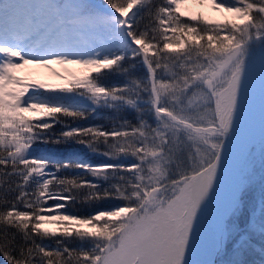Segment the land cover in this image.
<instances>
[{
  "label": "snow or ice",
  "instance_id": "1",
  "mask_svg": "<svg viewBox=\"0 0 264 264\" xmlns=\"http://www.w3.org/2000/svg\"><path fill=\"white\" fill-rule=\"evenodd\" d=\"M188 2L46 0L0 7L4 264H189L246 75L258 69L264 84V0H195L226 13L222 21L186 14L181 6ZM29 65L60 66L65 75L53 74L65 84L17 75ZM138 65L143 77L135 74ZM69 67L86 71L76 76ZM109 76L125 82L108 86L102 81ZM97 108L113 114L110 128L77 123ZM125 111L135 123L120 115ZM38 144L81 146L107 162H88L75 149L34 155ZM252 161L244 159L228 218L213 229L216 256L231 243L239 257L251 246V233L264 237V156L258 219L244 211ZM80 195L89 203H120L87 216L54 211ZM53 238L56 247L49 248L44 242Z\"/></svg>",
  "mask_w": 264,
  "mask_h": 264
},
{
  "label": "trees",
  "instance_id": "2",
  "mask_svg": "<svg viewBox=\"0 0 264 264\" xmlns=\"http://www.w3.org/2000/svg\"><path fill=\"white\" fill-rule=\"evenodd\" d=\"M92 3H103V0H92ZM154 3H159L160 0H153ZM224 2L232 3L233 0H224ZM139 77H143L144 72L141 66L138 65L137 72L135 73ZM104 84L108 86L114 85H122L125 82V78L121 76H109L108 78L102 81ZM85 103H87L85 101ZM112 113L110 110L97 108L95 113L91 110L87 114V118L84 120H80L77 123L82 126H93V125H103L106 128H110L114 123L112 120ZM122 117L127 118L132 123H135L134 114L130 111H125L120 114ZM70 120V118H68ZM62 125H58L55 127V132L59 133ZM70 149H75L78 151L82 158L91 162L93 164H100L107 162L104 157L93 155L88 152L87 149L77 146V145H43L38 144L34 146L33 154L39 155L41 153H66ZM127 162V161H126ZM58 175H65L64 172L59 173ZM70 176V173L68 174ZM261 185V183H260ZM261 197V187L257 190L249 189L246 191L244 200H245V215L249 220H256L259 216V200ZM50 204H54V201H49ZM120 201L111 200V201H102L96 203H89L84 201L83 195H80L78 199H76L75 203L68 202L63 212H71L77 214L79 216H87L89 214H93L96 211L108 210L114 208ZM255 207L256 211L253 213L252 209ZM243 223H241V227H243ZM251 246L245 247L242 250V254L239 257H236L232 254V244L228 245L227 252H222L217 259V264H221V261L227 262L232 259H241L244 261V264H264V237H262L258 231L251 233ZM49 248H55V238L45 240L44 242ZM70 247L78 248L80 247L79 242L69 241ZM84 247H88V245H84ZM0 264H4L3 260L0 259Z\"/></svg>",
  "mask_w": 264,
  "mask_h": 264
},
{
  "label": "rangeland",
  "instance_id": "3",
  "mask_svg": "<svg viewBox=\"0 0 264 264\" xmlns=\"http://www.w3.org/2000/svg\"><path fill=\"white\" fill-rule=\"evenodd\" d=\"M8 2L21 4L28 3L36 5L43 4L46 2V0H9ZM181 10L186 14H202L204 17L213 21H222L227 16L226 13L213 11L211 6L207 4H198L195 2V0H189L188 3L181 6ZM68 71L74 73L76 76H81L85 73L86 70L77 67H69ZM53 73H60L61 75H65V69L57 65H50L47 68L29 65L19 70L17 75L27 80L28 82L35 80L53 86L64 85L65 81L58 79ZM250 76V81H253L252 85H254L255 82L260 78V73L253 72ZM246 84L247 83L245 81V88L241 94L240 105L235 117L234 127L232 131L235 130L248 118L246 107L252 102V100L244 99V93L248 92L249 90L248 87H246ZM262 156H264V125L260 128L258 133L246 145H244L238 151L235 157L228 163L226 174L217 178V186L220 189L221 211L223 214L224 221L228 218L229 215L228 203L231 189L239 172L241 171L243 161L246 157H251V159L253 160L249 165V171L252 175L251 183L249 184L247 191L249 189L257 190L259 187H261L260 161ZM54 211L62 212L61 209H54ZM48 227L55 228V224H49ZM209 260L210 259L199 260V264H207Z\"/></svg>",
  "mask_w": 264,
  "mask_h": 264
},
{
  "label": "bare ground",
  "instance_id": "4",
  "mask_svg": "<svg viewBox=\"0 0 264 264\" xmlns=\"http://www.w3.org/2000/svg\"><path fill=\"white\" fill-rule=\"evenodd\" d=\"M255 72H259V70L257 69ZM251 74L246 75V87H248L249 90L244 93V99L252 100V102L246 107L247 115L251 116V123H256L264 112V84H262L260 76L255 84L252 85L253 81H250ZM250 132H252L251 128L237 133L234 139L228 141L223 151L220 167H222L228 157L233 154V150L238 149L244 143L247 134ZM221 221L224 220L220 204V189L216 186L214 193L210 195L209 200L202 207L201 213L196 221V228L199 226L200 231L196 233L195 241L189 247L193 252L196 240H199L198 256L195 264H199L198 260H211L215 257L216 253L212 247L213 229Z\"/></svg>",
  "mask_w": 264,
  "mask_h": 264
},
{
  "label": "water",
  "instance_id": "5",
  "mask_svg": "<svg viewBox=\"0 0 264 264\" xmlns=\"http://www.w3.org/2000/svg\"><path fill=\"white\" fill-rule=\"evenodd\" d=\"M264 123V113L262 115V117L259 119V121L254 124V125H251L250 123V118L247 120V122L243 125H241L236 131H234L233 133L230 134V136L226 139L225 141V144L229 141V140H232L237 133L241 132V131H244L246 130L247 128H250V127H255V129L259 128L262 124ZM251 125V126H250ZM248 138L251 136V135H247ZM197 249L196 251L194 252V254L191 256V259H190V263L194 262L195 259H196V256H197Z\"/></svg>",
  "mask_w": 264,
  "mask_h": 264
}]
</instances>
